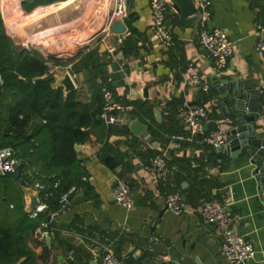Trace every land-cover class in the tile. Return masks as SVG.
<instances>
[{
	"label": "crops",
	"instance_id": "obj_1",
	"mask_svg": "<svg viewBox=\"0 0 264 264\" xmlns=\"http://www.w3.org/2000/svg\"><path fill=\"white\" fill-rule=\"evenodd\" d=\"M28 1L20 0L21 10ZM164 1L168 5L167 25L174 36L172 48L155 40L150 0H129L125 33L115 34L110 27L112 9L88 49L70 64L59 67L73 76L78 102H91L93 80L109 81L115 101L131 109L129 122L139 120L148 130L119 147L111 145L105 135L80 145L87 159L86 163L82 161L87 172L86 181H82L90 190L73 192L64 211L48 210L43 214L49 237H39L41 227L28 236L34 264H58V257L67 260L70 252L75 257L70 264H96L106 248L126 264H197V259L199 264H228L220 252L218 232L208 230L200 217L202 204L212 199L228 208L236 233L253 245L256 253L250 264H264V197L245 152L237 158L218 154L201 142V135L178 143L179 147L172 144L174 136L190 138L187 126L176 117L183 105L199 104L208 110L209 118L202 127L205 135L216 130L230 133L237 127L238 117L224 115L231 104L222 102L217 86L232 79L253 94L252 103L260 114L256 125L259 137L264 138V53L255 50L259 41L256 25L264 26V0H211L208 27L224 30L234 43L229 65L222 72L216 70L198 42V21L181 19L174 0ZM6 2L0 0L1 12ZM58 4L31 9L28 3L29 17ZM111 48L117 49L118 57L109 52ZM47 65L50 73L59 69ZM192 76L198 77L201 85H188L187 79ZM203 85L209 86L207 92ZM134 103L151 107L153 120L133 117V108L128 105ZM147 135L150 138L145 140ZM112 136L128 138L119 127ZM161 154L168 157L171 170L167 182L158 181L146 169L150 160ZM108 157L116 160V168L106 166ZM118 181L126 182L132 190L134 207L129 212L113 198ZM176 192L187 203L186 213L181 216L166 208V197ZM80 193L84 194L82 202L77 198ZM20 194L25 212L21 187ZM162 256L168 257L167 261H162Z\"/></svg>",
	"mask_w": 264,
	"mask_h": 264
},
{
	"label": "trees",
	"instance_id": "obj_2",
	"mask_svg": "<svg viewBox=\"0 0 264 264\" xmlns=\"http://www.w3.org/2000/svg\"><path fill=\"white\" fill-rule=\"evenodd\" d=\"M65 1L28 3L32 9ZM28 3L24 8L30 10ZM47 63L36 52L17 49L7 35L0 10V149L10 148L22 160L29 184L49 189L55 180L60 181L48 202L50 211H59L63 194L73 188L90 190L82 181L87 172L76 146L92 137L111 138L117 127L107 126L100 118L103 94L96 80L91 83L90 103L78 102L76 92L65 98L63 89L52 88L54 78ZM128 106L133 108V117L153 120V111L146 104ZM122 129L125 136L130 134L128 127ZM45 222L44 215L33 220L22 208L14 226H0V264H34L28 236Z\"/></svg>",
	"mask_w": 264,
	"mask_h": 264
},
{
	"label": "built area",
	"instance_id": "obj_3",
	"mask_svg": "<svg viewBox=\"0 0 264 264\" xmlns=\"http://www.w3.org/2000/svg\"><path fill=\"white\" fill-rule=\"evenodd\" d=\"M194 1L197 9L196 17L200 27L198 42L203 51L206 52L207 57L213 62L216 70L222 72L227 69L229 65V59L234 52V43L229 39L224 30L220 28L210 29L208 27L212 19L211 0ZM128 2L129 0H115L110 19V27H112L115 21L124 23L128 19ZM150 7L155 40L166 48H172L174 46V36L167 25V3L164 0H150ZM256 30L259 41L256 44L255 50L263 54L264 38L262 35H264V26L257 24ZM119 42L121 43V40H119ZM109 52L117 57L119 56L116 48H111ZM97 83L101 87V92L103 94V109L100 118L107 126L119 128L128 126L129 120L127 115L130 113L131 109L123 107L115 101L109 81L98 79ZM187 84L197 86L201 85V82L198 77L192 76L187 79ZM203 89L207 92L209 86L203 85ZM176 117L187 126L190 138L174 136L172 137L173 145L179 147L178 143L193 141V139L199 135L202 136L201 142L214 150L229 144L228 132L224 130H216L208 135L203 134V124L209 118V112L203 105H183L178 108ZM133 138L134 136L129 134L127 139L132 140ZM149 138L150 136L147 135L144 139L148 140ZM146 169L154 173L158 181L167 182L170 179L171 170L166 154H161L152 158ZM18 171L20 172L18 181L21 186L34 187L41 192L40 205L29 214L30 219L35 220L49 210L48 202L53 198L52 191L60 187V181L55 180L49 189L39 183L29 184L26 180L28 170L24 167L22 160L17 159L14 151L10 148L0 149V176H14ZM83 180L86 181L85 178ZM75 191L76 189H72L61 196L59 211H64L68 207L71 202V196ZM113 198L115 202L127 212L131 211L134 207L132 190L124 181H118L116 183L113 188ZM166 208L175 215L181 216L186 213L187 203L181 193H171L166 197ZM200 217L204 225L213 226L218 232L220 238V252L228 264H250L254 259L256 253L255 249L245 237L236 233L233 215L223 203L216 199L205 201L200 208ZM40 227L41 229L38 233L39 237L45 240L50 234L48 225L43 223ZM160 259L162 261H167L168 257L162 256ZM74 260V253L70 252L67 261L73 263ZM98 264L126 263L124 260L119 259L110 248H106L103 256L98 260Z\"/></svg>",
	"mask_w": 264,
	"mask_h": 264
},
{
	"label": "water",
	"instance_id": "obj_4",
	"mask_svg": "<svg viewBox=\"0 0 264 264\" xmlns=\"http://www.w3.org/2000/svg\"><path fill=\"white\" fill-rule=\"evenodd\" d=\"M174 2L176 4V10L181 12V19L197 21V17L195 16L197 9L193 0H174ZM112 30L115 34H123L126 31V26L120 21H115L112 25ZM87 49L88 45H85L81 50ZM51 74L54 78L52 88L63 89L65 98L77 92V85L67 69H57ZM0 86H2V82H0ZM217 86L222 102L227 106L231 104L229 112H224V115L226 117L234 115L238 117V120L237 127L228 133L229 144L215 151L218 154L233 158H237L245 152L246 156L250 159V164L254 167L253 173L259 180V189L264 197V138L259 137L260 133L258 132L256 123L260 119V114L258 108L253 105V94L251 92H245L243 85L240 82L238 83L236 79L230 81L223 80ZM155 115L157 122H160L161 115L157 110L155 111ZM128 129L133 136L140 137L148 130V127L139 120H132L128 124ZM126 141L127 137L112 136L110 138V144L115 147H119ZM81 150L82 147L77 145L76 151L80 156V160L86 163L87 159L82 155ZM106 166L114 169L118 166V163L112 157H108L106 159ZM13 177L19 179L20 172L18 171ZM20 187L25 196V212L26 214H31L40 205L41 192L34 187ZM83 196V193L78 195L77 198H81L79 202L84 200ZM208 230L215 231V228L208 226ZM46 242L50 244V239H47ZM57 260L58 264H70L65 260L64 256L58 257ZM196 261L199 264V260L197 259Z\"/></svg>",
	"mask_w": 264,
	"mask_h": 264
},
{
	"label": "rangeland",
	"instance_id": "obj_5",
	"mask_svg": "<svg viewBox=\"0 0 264 264\" xmlns=\"http://www.w3.org/2000/svg\"><path fill=\"white\" fill-rule=\"evenodd\" d=\"M15 1L8 3L6 7L4 4L2 5L3 12H1V14L6 27L7 35L14 42L18 50L24 49L30 52L38 53L50 64L51 68L64 67L70 64L73 59L85 51L81 50L84 48L85 44L82 45V47H79V51L74 55L68 53L60 54L61 51L65 52L66 50L58 48L59 52L55 53V51H57V44L52 39V41L50 40L51 42L48 46L50 47L49 51L51 53L47 56L43 49L37 45L45 43L47 39L38 38L37 35L34 34L51 29L57 26L60 22L67 25L70 23L71 28L67 29L68 33H66V36H68L69 39L80 41V43H82V41H84V43L88 41L86 45L89 47L91 41L93 40V36L101 30L103 23H105L108 18L109 12L112 10L111 8L113 6V0H77L76 3L64 11H61L59 19L60 22L52 17L44 21L40 24V26H31L30 19H26L32 15L30 14V10L28 8H23V10H21L20 0L16 1L19 5L17 8V6H15ZM18 15L23 19L21 20ZM74 23L80 26L83 25L82 27H85L86 25V27L85 29L78 28L79 30L74 31L72 28V24ZM29 33H31V35H27ZM83 35L87 37H83L81 40ZM37 41L39 43H37ZM71 48L73 49L74 47ZM59 70L65 69L59 68ZM19 184L18 180L13 179L12 176H0V226H14L17 222L18 215L22 212V200L20 194L21 185L19 186ZM11 206H14V209H11Z\"/></svg>",
	"mask_w": 264,
	"mask_h": 264
},
{
	"label": "bare ground",
	"instance_id": "obj_6",
	"mask_svg": "<svg viewBox=\"0 0 264 264\" xmlns=\"http://www.w3.org/2000/svg\"><path fill=\"white\" fill-rule=\"evenodd\" d=\"M12 1H15V0H7L6 4L8 5V3L12 2ZM76 2H77V0H68V1L60 3V4H58V5L54 6V7H50L48 9H44V10L38 12L36 15H34V17L30 18L31 26H37V25L40 26V24H42L44 21H46V20H48V19H50L52 17H54L55 19H57L58 22H60L59 19H60L61 11H64L65 9H67L68 7H70L71 5H73ZM114 3H115V0L113 1V4H112L113 6H112L111 9L114 8ZM15 6H17V2L15 4ZM68 24L69 25L63 24L62 22H60V23H58L57 26H55V27H53L51 29H48V30H45L43 32H39L37 34H34V35H37L38 38H46L47 39L45 41V43L37 44L38 47L40 46V48L43 49V51L46 53L47 56H49V54L51 53L49 51L50 47H48V46H49V43L52 41V39L57 44V51H55V53L59 52L58 48H62L63 50H66V51L65 52L61 51L60 54L68 53V54H71V55H74L76 52H78L79 51L78 48L82 47V45H84V44L86 45V43L88 42L87 41V42L84 43V41H82V43H80V41H75V40L69 39V37L66 36L67 35L66 33H68L67 29L71 28V24L70 23H68ZM74 24H72L73 25L72 28H73L74 31H77V30H79L81 28L85 29V27H86V25H85V27H82L83 25L80 26V25H77V24L74 25ZM87 33H88V31H87ZM27 35H31V33H29ZM83 37L85 38L87 36L83 35L81 37V40H82ZM37 43H39V42L37 41ZM71 47H74V48L72 49Z\"/></svg>",
	"mask_w": 264,
	"mask_h": 264
}]
</instances>
